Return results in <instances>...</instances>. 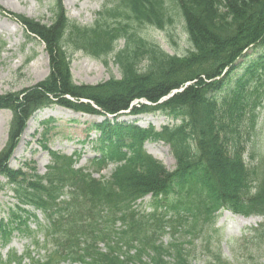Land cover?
Wrapping results in <instances>:
<instances>
[{"label": "trees", "instance_id": "1", "mask_svg": "<svg viewBox=\"0 0 264 264\" xmlns=\"http://www.w3.org/2000/svg\"><path fill=\"white\" fill-rule=\"evenodd\" d=\"M56 4L49 24L14 14L45 42L50 75L18 93L0 95V108L14 112L9 147L0 152V174L14 181L24 175L6 162L27 118L43 105L57 102L97 114L96 105L105 113L118 114L135 99L158 103L188 81H196L162 104L133 108L137 113L159 110L179 119L161 131L133 123L93 124L102 133V153L92 162L98 169L111 161L120 163L110 180L100 182L83 169H74L71 158L57 154L47 176L22 178L27 187L17 191L33 198L26 202L47 217L41 229L57 244V256L70 264H191L183 234L193 233L201 224L218 232V211L227 208L263 216L252 244L257 261L264 264V156L255 163L250 142L257 136L264 101V70L258 74L259 63L264 64V0H111L92 25H80L66 16L61 0ZM174 15L183 22L192 44L183 57L168 54L139 29L143 25L166 29L174 23ZM120 39L125 44L117 48ZM253 44L262 46L263 53L247 64L233 89L217 97L230 83L236 60ZM72 49L106 63L112 56L122 77L97 85L74 83ZM227 67L231 70L224 78L207 82ZM248 72L250 77L244 80ZM251 80L249 89L244 85ZM86 98L94 105L79 102ZM146 140L170 145L175 170L146 152ZM148 194L152 209H139L137 200ZM11 229L0 221L4 237Z\"/></svg>", "mask_w": 264, "mask_h": 264}, {"label": "rangeland", "instance_id": "2", "mask_svg": "<svg viewBox=\"0 0 264 264\" xmlns=\"http://www.w3.org/2000/svg\"><path fill=\"white\" fill-rule=\"evenodd\" d=\"M54 1L0 0V4L8 10L27 14L30 17L41 19L43 22H49L52 17L50 10L54 6ZM105 1L63 0V4H65L67 15L70 18L78 21L81 25H91L96 19L97 15L95 13L102 9ZM175 13H177L176 10ZM139 29L142 35H145L149 40L159 42L172 55H185L191 47L184 25L176 17L174 23L168 25L166 29L158 30L153 26L146 25L140 26ZM119 45L120 47L124 45V41H119ZM258 50V48H253L245 53L250 58H255L258 56L256 52ZM247 57L244 56L238 63H243ZM72 61V72L77 83L97 84L108 80L112 76L119 78L121 75L113 60L105 65L97 58L94 59L82 52H75ZM242 73L243 68L238 67L233 73L234 80ZM48 74L49 62L44 44L40 40L26 37L24 29L16 20L6 14H0V94L27 88L29 85L44 79ZM11 117L12 113L10 110H0V150L7 144ZM34 118L35 120H30L32 124L29 126L30 131L26 133V139L24 141L20 139L19 144L12 153L10 165L13 168L22 167L23 171L29 174L34 170L38 174L43 175L47 170L51 157L48 149L68 154L79 149L83 151V156L79 161L82 166H85L86 160L96 153L93 150V143L89 139L97 136L94 131L90 132L88 127L93 122L98 121V119H102L101 116L81 114L62 106L53 105L39 112ZM124 119L130 122L137 120L136 122L143 127L151 124L156 125L157 128L171 122L167 116L165 117L160 113L140 116L127 113L122 114L120 121ZM261 120L263 122L264 118L262 117ZM84 141L88 142L83 143ZM250 142L254 144L253 154L256 156L254 162L257 163L258 158L264 156V122L260 124L255 140L253 138ZM145 147L153 156L162 160L167 168L174 170L176 159L168 144L158 141L147 142ZM247 160L248 164L251 165L250 158ZM113 169V164L104 169L102 171L104 177H110ZM1 180L4 183L8 181L3 176ZM11 187H13V184L6 185L5 190H2L0 194V217H6V219H9L11 215V208H14V205L19 203ZM150 202V195L139 201L140 209L150 210ZM37 212L38 221L43 224L42 214L39 211ZM18 213L22 216L21 220L30 217V214L26 212ZM222 213L217 221V227L220 228L219 232L214 231L213 228L208 229L206 225L201 224L193 235L183 234L181 240H194V242L184 243L186 247L192 248L193 264H256V256L250 252L249 245L239 241V237L247 233V230L243 228L244 220L241 216H236L229 211ZM27 215L29 216L27 217ZM249 220H246L248 224H255L261 218L253 216ZM12 221L16 223L17 219L13 217ZM27 221L33 229L36 226L38 228L37 219L30 217ZM24 227V223L21 224V228L24 229ZM12 233L11 241L0 248L2 256L0 264H8L6 262L9 258L8 254L13 250L20 254L25 252L28 247H32L31 249L35 254V251L43 253L38 248H35V244H32L29 231L20 232L14 230ZM165 238L167 239L168 237ZM42 243L46 244L45 242ZM217 252L221 254L222 261L215 258L214 255Z\"/></svg>", "mask_w": 264, "mask_h": 264}]
</instances>
